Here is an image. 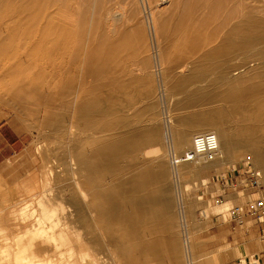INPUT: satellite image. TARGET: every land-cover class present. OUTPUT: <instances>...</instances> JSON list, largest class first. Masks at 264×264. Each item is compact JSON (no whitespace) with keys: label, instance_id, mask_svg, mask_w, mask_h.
Here are the masks:
<instances>
[{"label":"bare ground","instance_id":"6f19581e","mask_svg":"<svg viewBox=\"0 0 264 264\" xmlns=\"http://www.w3.org/2000/svg\"><path fill=\"white\" fill-rule=\"evenodd\" d=\"M164 1L168 5L161 8ZM147 12L163 80L181 69L179 62L191 64L169 86L181 90L171 100L180 101L175 107L222 103L214 116L172 122L167 116L164 139L186 153L198 135L213 133L219 146L214 160L200 158L169 170L159 129L149 128L146 137L132 129L136 120L143 121L138 115L150 122L158 118L149 98L157 86L150 70ZM235 54L249 63L227 65L225 59ZM7 100L32 110L50 105L48 125L66 134L63 152L72 163L73 188L67 202L64 191L55 194L73 207L69 225L72 218L86 236L100 233L82 234L81 250L97 255L104 244L129 250L143 234L140 244L149 259L183 264L182 250L170 235L176 205L168 188L170 171L179 180L209 169L220 172L245 151L264 185V0H107L96 8L94 0H0V102ZM136 104L137 114L121 113L120 107L131 110ZM236 123L244 130L241 148L232 145ZM123 159L137 164L124 167ZM125 171L134 175L117 179ZM105 177L108 183L102 185ZM184 200L186 216L195 202ZM87 260L94 261L91 255Z\"/></svg>","mask_w":264,"mask_h":264},{"label":"rangeland","instance_id":"374dc122","mask_svg":"<svg viewBox=\"0 0 264 264\" xmlns=\"http://www.w3.org/2000/svg\"><path fill=\"white\" fill-rule=\"evenodd\" d=\"M136 1L139 3V0ZM84 2L82 3L84 4ZM106 2L107 0H94V7ZM167 5V1H164L161 8H166ZM144 17V19H148L144 24L145 28H148L146 35L149 38L147 43L149 42L148 50L151 56L150 70L156 79L157 86L155 93L149 98L157 106L158 118L154 122H150L138 115L143 121L136 120L132 129L141 135H143L141 131L144 132V137L147 136L146 132L149 128L159 129L167 149L166 161L170 170L172 167L174 169L173 157L183 155L185 152L177 148L174 151L172 142H167L168 139L167 141L164 139L169 127L167 116L171 122L186 116H214L215 111L222 107V103L214 101L204 104L202 102L199 105L196 102L197 104L183 109L179 104L175 107V104L180 101L178 98L174 101L171 100L181 90L169 89V86L175 84L178 81L176 76L180 75L183 69L185 71L189 69L191 64L179 62L178 66L181 69L174 70V75L164 81L160 75L161 64L157 51L153 48L154 37H149L154 34L151 22L149 23L151 20L149 13H145ZM225 60L228 61L227 65L233 68H242L249 63V58L243 54H235ZM42 95L50 98L48 90H44ZM20 106L22 105L11 100L0 102V125L11 126L18 135L24 138L27 150L34 161L38 182L33 195L15 203L12 207L0 208V264H122L121 262L124 260L129 261V264H158L144 254L145 250H142L140 244L142 238L145 237L143 234L135 238L137 243H134L129 250L112 249L104 244L100 253L96 255L95 251L91 249L87 251L80 249L81 235L83 234V237L86 235L84 231L77 230L78 224H74L72 218L69 225V213L73 207L71 209L69 205L64 206L59 201L58 195L55 194L64 191V194H67L64 197L66 201L71 196L70 191L73 188L71 186L72 163L63 152L66 150L64 147L66 134H61L48 125L52 123L51 113L48 116L46 114L50 105L43 103L34 110ZM138 108L139 105L136 104L131 110L120 107V111L125 115H134L138 113ZM58 123H63L62 117ZM249 123L256 125L255 121ZM234 131L237 135L235 141L242 140L244 144L242 124L236 123ZM142 154L144 153L139 154L140 157ZM170 155L172 156L170 157ZM247 155H249L248 152L243 151L241 156L235 157L220 172L209 169L206 173L203 172L200 177L185 176L180 179L181 181L170 171L168 188L170 196L176 204L172 217L175 219L171 220L172 233L170 232V235L182 250L183 264H233L237 260L264 264V218L260 222L259 219L246 216L241 221L234 222L229 214V210L233 207L246 206L249 201L256 198L261 197L264 201V185L261 184V178L260 185L253 187L248 185V176L237 177L235 174L243 163L250 159ZM250 161L262 177L259 167L254 164L253 160L250 159ZM122 164L124 167H135L137 161L123 159ZM126 172L118 173L117 179L126 178L127 180L134 175L133 171ZM226 177L228 181L227 179L223 180ZM108 180V177L102 179V185L107 184ZM193 198L195 207L191 208V211L184 216L182 212L184 199L190 201ZM195 198L201 200L197 201ZM42 200H45L44 206H41ZM181 201L183 202L181 203ZM191 201L193 202V200ZM69 203L72 202L69 201ZM205 204L207 206H204ZM93 225L95 228L96 225L94 223ZM93 235L100 236V233L95 231L94 234H89L86 237ZM187 239L190 241L189 249L185 247ZM144 242L147 243V241ZM89 255L93 257L94 261L87 262Z\"/></svg>","mask_w":264,"mask_h":264},{"label":"crops","instance_id":"0c3cea01","mask_svg":"<svg viewBox=\"0 0 264 264\" xmlns=\"http://www.w3.org/2000/svg\"><path fill=\"white\" fill-rule=\"evenodd\" d=\"M232 145L241 148L244 144L240 140ZM34 169L24 138L11 126L0 125V208L12 207L34 194L38 182Z\"/></svg>","mask_w":264,"mask_h":264},{"label":"built area","instance_id":"2783aa9c","mask_svg":"<svg viewBox=\"0 0 264 264\" xmlns=\"http://www.w3.org/2000/svg\"><path fill=\"white\" fill-rule=\"evenodd\" d=\"M219 146L216 136L213 133H204L198 135L194 142V148L179 157H173L172 163L177 166L183 162H192L200 158L214 160L218 154ZM237 177L248 176V185L258 187L260 185V172L253 166L250 160L243 163L242 167L235 173ZM228 181V178L223 180ZM230 218L234 222H239L246 216L259 219L264 218V201L261 197L253 201H249L246 206H235L229 210ZM233 264H255V262L248 263L247 261L237 260Z\"/></svg>","mask_w":264,"mask_h":264}]
</instances>
